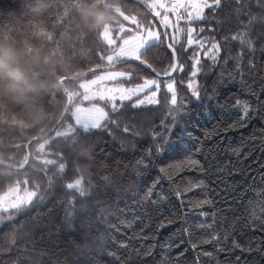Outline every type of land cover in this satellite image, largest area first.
<instances>
[{
  "label": "snow or ice",
  "instance_id": "1",
  "mask_svg": "<svg viewBox=\"0 0 264 264\" xmlns=\"http://www.w3.org/2000/svg\"><path fill=\"white\" fill-rule=\"evenodd\" d=\"M136 3L144 14L133 13L120 37L114 35L112 42H102L91 81L80 85L69 103V108H78L88 114L87 118L66 113L69 123L65 130L54 131V140L39 146L40 155L36 159L40 166L33 174L0 175V264H69V257L72 264H100L104 255L112 257L114 264H169L165 257L157 260L149 249L118 257L109 249L104 235L97 232V213L104 205H109L105 211H111L109 196L113 191L131 190L134 195L129 199L134 203H126L124 207L142 215L158 212L155 225L161 229L175 224L182 215L186 219L193 208L212 204L208 170L187 143L190 134L180 126L191 111L190 103L194 100L209 114L234 113L225 124L226 130L246 127L254 113L264 116V0H136ZM225 21H235L236 28L244 30L243 34L237 32L224 37L225 45L238 39L245 45L235 56L216 38L224 31ZM124 33H131L135 39L131 48L122 53ZM159 50L165 53L166 64L160 59ZM222 54L223 65L219 63ZM229 65L233 71H229ZM208 68L213 69V75L219 68L220 75L212 81L211 88L204 89L206 102L198 78ZM176 73L182 75L179 81L175 79ZM237 76L240 91L255 98L254 104L240 99L228 103L225 93L236 87ZM185 83L188 95H181L178 85ZM148 106L166 108L170 119L161 122L163 132L152 130V147L131 164L130 174L128 165L111 159L104 150L98 151L97 137L107 135L123 142L124 138L141 135L140 124L146 118L138 116L133 120L130 114L148 111ZM56 141H62L64 146L60 147ZM69 142L96 144V167L90 175L85 176L73 163L77 153L68 147ZM101 155L107 158L106 163ZM157 167L151 185L144 186L143 175ZM165 180L179 201L177 211L167 214L161 207L167 197L154 191ZM57 193L66 200L57 202ZM198 194L203 198L194 200ZM45 199L53 205L50 218L57 219L55 213L59 207L64 211L63 226L79 233L71 253L54 252L52 249L58 245L51 241V233V242L38 247L32 227L21 222ZM249 203L253 208L250 213L253 225L264 232V200L259 202L260 215L254 210L256 202ZM103 215L100 212V218ZM200 216L206 218L207 213L201 212ZM214 224L215 221L199 227L210 241L219 243L218 235L209 230ZM183 231L192 236L188 228ZM204 242L200 240L191 246L197 249ZM119 246L127 248V241L120 240ZM198 261L199 256L194 264Z\"/></svg>",
  "mask_w": 264,
  "mask_h": 264
},
{
  "label": "trees",
  "instance_id": "2",
  "mask_svg": "<svg viewBox=\"0 0 264 264\" xmlns=\"http://www.w3.org/2000/svg\"><path fill=\"white\" fill-rule=\"evenodd\" d=\"M89 5L103 10L105 19L99 25L93 26L82 18L81 9ZM133 13L144 14L131 0H0V47H12L35 56L34 60L27 62L23 56L18 60L23 71L19 79L10 77L5 69L0 68V161L16 166L25 162L28 144L51 130L66 107L67 97L59 82L62 78L71 79L92 70L99 63L97 53L103 47L102 33L107 23L115 19L121 24L124 17H132ZM223 26L224 31L218 33L216 38L235 56L245 45L239 39L229 40L225 45L224 37H231L237 32L243 34L244 30L237 29L235 21H225ZM244 39L247 37L244 36ZM159 52L160 59L166 64L165 53L163 50ZM222 57L223 54L219 61L221 65ZM259 59L257 52L258 63ZM228 68L233 71L231 65ZM214 71L215 75L212 74L213 69L208 68L198 78L201 95L206 102L204 89L211 88L212 81L220 75L219 68ZM92 77L85 79L91 80ZM175 79L179 81L182 75L177 73ZM236 80V87L225 93L229 97L228 103L240 99L254 104L255 98H249L240 91L238 76ZM81 81H68L64 86L73 96L79 91ZM178 88L181 95H188L186 83L178 85ZM190 107L191 111L180 126L190 134L191 139L187 143L208 170V194L213 198L212 204L193 208L186 219L182 215L175 224L157 229L155 217L159 215L158 212L143 215L139 211L132 212L124 205L134 203L129 199L134 192L113 191L109 196L111 211H105L109 205H104L100 209V212H104L103 218H100V212L97 213V232L104 235L109 249L115 251L118 257L134 250L142 252L149 249L157 260L165 257L169 264H194L197 256L198 264H264V232L253 225L250 215L253 208L249 203L256 202L254 210L260 215L259 202L264 200V116L254 113L246 127L226 130L225 124L230 122L229 116H234V113L224 115L217 111L209 114L194 100ZM130 115L133 120L138 116L146 118L140 124L141 135L124 138L123 142L120 138L114 141L112 137L101 135L97 137V143L98 151L104 150L111 159L128 165L131 174V164L152 147V130L163 132L161 122L170 117L166 108L157 106H148V111ZM67 122L68 115L58 131ZM53 140L52 135L30 147L31 160L23 172L0 166V175L33 174L40 166L36 159L40 155L39 146ZM55 143L64 146L62 141ZM68 147L77 153L73 163L85 176L90 175L96 167V144L81 142L72 145L69 142ZM101 160L107 162L104 155H101ZM158 167L143 175L144 186L151 185ZM154 191L167 197L161 205L165 214L177 211L179 201L166 180ZM197 198L202 199L203 196L198 194L193 197L194 200ZM64 200L66 197L63 194H56L57 202ZM52 207V202L45 199L30 210L21 222L32 227L38 247L54 241L58 245L52 249L54 252L71 253L73 241L79 238V233L63 226L64 211L59 207L55 213L57 219L53 221L49 216ZM117 208L120 211H115ZM201 212L207 213V217H201ZM213 221L214 227L209 230L218 235L219 243L210 241L206 232L199 227L204 223L211 225ZM185 228L192 232L191 237L183 231ZM141 235L147 238L141 239ZM120 240L127 241V248L119 246ZM200 240L205 242L193 249L192 243ZM234 241L241 247H235ZM204 252L212 255L204 256ZM69 264H72L71 257ZM100 264H114V261L112 257L104 255Z\"/></svg>",
  "mask_w": 264,
  "mask_h": 264
},
{
  "label": "clouds",
  "instance_id": "3",
  "mask_svg": "<svg viewBox=\"0 0 264 264\" xmlns=\"http://www.w3.org/2000/svg\"><path fill=\"white\" fill-rule=\"evenodd\" d=\"M81 16L86 23H91L93 26L99 25L105 19L103 10L92 5L82 8ZM22 56L26 57L25 62L35 59V56L21 53L12 47H0V68L5 69L10 77L19 79L23 76L22 68L18 63ZM9 87L11 88V85Z\"/></svg>",
  "mask_w": 264,
  "mask_h": 264
},
{
  "label": "rangeland",
  "instance_id": "4",
  "mask_svg": "<svg viewBox=\"0 0 264 264\" xmlns=\"http://www.w3.org/2000/svg\"><path fill=\"white\" fill-rule=\"evenodd\" d=\"M133 2V1H132ZM136 3V2H134ZM129 19V17H124V22L121 24H118L115 19L109 21L106 25L105 30L102 33V37L104 38V41L112 42L113 36L120 37V33L123 31L125 22ZM116 29V30H113ZM134 36L131 33H124V36L122 38V44L120 47V51L123 53L127 50H129L134 43ZM89 80V79H88ZM87 79L81 81V85L85 84L91 80L88 81ZM86 104V102H85ZM72 114H76L77 116L81 118H87V113L80 111L78 108H72ZM65 129H62L61 132H63Z\"/></svg>",
  "mask_w": 264,
  "mask_h": 264
},
{
  "label": "water",
  "instance_id": "5",
  "mask_svg": "<svg viewBox=\"0 0 264 264\" xmlns=\"http://www.w3.org/2000/svg\"><path fill=\"white\" fill-rule=\"evenodd\" d=\"M131 1L136 2V0H131ZM92 74H94V73H93L92 70H91V71L86 72L85 74H83V75H81V76H79V77H77V78H73V79H63L62 81H60V83H59V84H60V87L64 90V92L66 93V96H67V103H66V107H65V109H64V111H63V114H62L61 118L59 119L58 123L55 125V127H54L52 130L46 132L44 135H42V136H40L39 138L33 140V141L31 142L30 145H32V144H34V143H36V142H38V141H41V140H43V139L49 137L51 134L54 133V131H55V132L57 131V129L59 128V126H60L61 123L63 122V120H64V118H65V116H66V113H67L68 110H69V103H71V101H72V96H71V94L66 90V88H65V86H64L65 82H67V81H79V80H81V79H84V78L87 77V76L92 75ZM174 75H175V74H174ZM29 161H30V154H29V152H28V160H27V164L29 163ZM27 164H26V165H27ZM0 165L6 166V167H8V168H10V169H13V170H16V171H22V170H24V168H25V167H17V166L9 165V164H5V163H0Z\"/></svg>",
  "mask_w": 264,
  "mask_h": 264
}]
</instances>
